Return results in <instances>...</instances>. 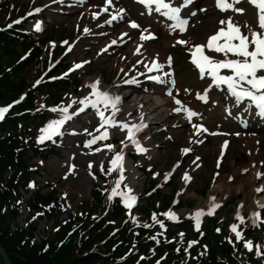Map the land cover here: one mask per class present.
I'll return each instance as SVG.
<instances>
[{"label": "rangeland", "instance_id": "1", "mask_svg": "<svg viewBox=\"0 0 264 264\" xmlns=\"http://www.w3.org/2000/svg\"><path fill=\"white\" fill-rule=\"evenodd\" d=\"M0 1L6 2L5 7L0 8V31H11L16 38L10 45L13 50L10 53L5 51L3 44L0 45V65L7 70L11 81L9 84L13 88L17 86L21 89L11 97L0 99V108H8L4 116L10 112H20V106L30 96L37 106L32 109L31 118L21 124L19 132L23 141L20 144L29 148L32 140L33 144L41 140L42 128L53 120L62 119L63 114L60 111L53 112L51 109L68 108L67 115L71 116L59 129L61 135L53 136L51 140L44 139L46 145L54 147L56 151L46 159L36 157L29 160L37 169L32 175V184L42 187L44 191L55 188L56 195L62 201L65 212L60 215L59 220H63L68 214L80 213L83 209L86 213L84 218L96 221L98 216L112 212L109 200L114 199L123 208L122 220L112 219L114 222H122L131 230L139 225H147L145 227L150 234L159 238L161 235L166 236L168 232L167 221L170 218L164 215L165 213H174L177 218L188 217L195 226L194 213L198 210L207 213L210 198L214 197V202L220 207L216 208L212 215L205 214L200 217L199 228L208 218H215L217 228L224 231V239L232 246L230 253L234 264H264V255H257L256 248L259 246L260 252L264 253V223L258 221L259 226L253 224V213L259 212L261 220H264V208L260 207L264 205V199L261 200L264 191H257L264 188L260 186L264 182V129L232 128L227 122V117L231 112L237 114L232 105L238 104L228 99H220V95L216 93L218 88L214 86L207 95V89L203 88V85H208L212 77H197L191 64V56L187 53L195 45L205 44L209 34L215 32L218 27H225L219 24L221 19L230 18L234 24L241 27L242 33L249 36V27L253 31H260L257 9L254 6L242 0L236 7L244 8L243 13L234 10L221 12L215 7L214 0H199L198 5L204 6L206 11H200V7H197V14L187 23V30L180 33L178 28L173 27L174 20L162 15L154 16L153 13L149 15L147 9L137 5L135 0H116L117 2L112 3L111 7H108L109 10L103 13L99 8V5H102L101 0H84L83 2L88 1V4L85 3L81 9L76 8L75 4L72 5V0ZM168 2L175 7L180 4L176 0ZM37 8L41 9L38 13L35 11ZM115 11L118 18L112 20V13ZM94 13L97 14L95 17ZM132 20L137 21L140 27L150 26L149 30L155 33V38L147 40L143 47H136L131 38L135 37L137 30L129 28V22ZM37 23L41 26L40 30L36 29ZM85 28L89 31L85 32ZM123 30L129 31V34L125 36L124 42L119 43L117 37ZM171 30L178 31L179 38L187 40L188 44L174 41L177 36ZM23 42L25 44H22ZM169 48L174 56L176 82L175 85L169 86V90L172 95H176L179 89L186 90L187 104L198 113L193 120H204L208 125V132L197 133V129L191 128L187 122L173 127L172 124L180 123L181 119L172 113H165L162 122L149 124L156 126L157 130L151 136L144 130L141 132L139 138L151 152L140 153L131 145V141L126 144L127 129L120 130V125L133 116L131 110L128 113L119 110L114 117L117 126L105 125L103 128L100 127L97 110L91 105L82 112H76L82 106L80 101L92 94L90 84L86 80L88 76L99 75V90L102 91L107 92L106 87H112L115 83L122 85V89L127 92L122 102L127 103L133 90L125 81H130L129 75L135 72L133 66L140 63L144 67L148 60L157 58L156 56L164 61L169 55ZM154 50L158 55H155ZM205 51L217 61L236 58L231 55L225 57L223 53H214L208 49ZM123 63L131 70L129 74L121 70ZM76 65L81 67L77 68ZM18 66L22 69L16 72L15 68ZM56 83L58 85H55ZM10 91L13 93L15 90ZM197 94H206V102L198 99ZM179 96L183 98L182 95ZM173 104L171 100L167 102L170 108ZM97 108L104 111L106 117L112 115L111 108L105 110L103 103L97 104ZM105 130L109 132L107 139H96L95 143L87 146L93 137H99ZM242 135L253 140L248 144ZM222 136L224 142H228L223 151L224 142L220 143ZM255 140L258 143L255 144ZM108 145L112 148L109 149ZM184 149L189 151L184 153ZM117 153L122 154L121 163L124 169V180L117 191L136 197L131 209L125 206L123 195H112L120 172L117 169L109 174L108 169L112 167L111 161ZM218 155L223 157L221 161L216 159ZM258 159L263 161L260 166L262 175L253 183L255 191L250 197L246 194L247 189L241 188L238 183H235V188L228 193L218 188L214 196L210 195L212 189L218 187L217 180L220 176L235 180L232 172L236 166L246 165L250 160ZM231 160L233 164L229 162ZM185 174L191 179L186 181ZM128 179H133V182L130 184ZM107 183L108 185L100 191V200L91 196L95 185L102 187ZM238 212L244 218L243 223L237 219ZM27 215L24 203L19 218L20 224L25 223ZM53 224L52 220L45 218L38 220L37 237L46 227L52 228ZM232 225L238 226L237 230L242 234L241 240L236 239V234L231 230ZM108 231L110 232V229ZM174 241L186 251V256L180 257L177 263L198 264L204 251L201 250L192 258L190 248L196 241L184 231H180ZM247 241L252 242V251L244 246ZM94 247L98 249L97 246Z\"/></svg>", "mask_w": 264, "mask_h": 264}, {"label": "trees", "instance_id": "2", "mask_svg": "<svg viewBox=\"0 0 264 264\" xmlns=\"http://www.w3.org/2000/svg\"><path fill=\"white\" fill-rule=\"evenodd\" d=\"M5 3L0 1V8L5 7ZM15 39L11 31H0V45H4L5 51H13L10 45ZM20 69L22 67L18 66L15 71ZM9 83L7 70L0 65V99L21 90ZM20 107V112H10L0 122V243L11 264H183L177 261L186 251L174 241L180 231L196 241L190 248L192 258L204 251L198 264L235 263L224 231L217 228L216 219L212 217L199 230L188 217L168 219V232L159 238L153 237L143 225L131 230L122 222H114L112 219L122 220L123 211L122 205L114 199L109 200L112 212L98 216L96 221L84 218L83 209L59 220L65 212L62 201L55 188L44 191L32 184V175L37 169L29 162L36 157L46 159L56 149L47 146L44 140L34 144L32 140L29 148L20 144L23 141L19 132L21 124L31 118L30 113L37 106L30 96ZM107 185H95L91 196L100 200V191ZM24 203L28 215L25 223L20 224ZM42 218L54 224L37 237L38 220ZM0 264H4L1 254Z\"/></svg>", "mask_w": 264, "mask_h": 264}, {"label": "snow or ice", "instance_id": "3", "mask_svg": "<svg viewBox=\"0 0 264 264\" xmlns=\"http://www.w3.org/2000/svg\"><path fill=\"white\" fill-rule=\"evenodd\" d=\"M137 3L144 5L147 9L149 15L152 14L153 11L159 13L162 16L168 17L171 20L176 21V24L173 26L174 28H179L180 31H184L186 29L187 21L180 18L181 7H174L168 0H136ZM194 0H183L182 7H187L192 4ZM246 2L257 9V24L260 31H253L249 27L250 36L242 33L241 27L237 24H234L232 20L229 18L227 20L221 19L219 21L220 25H224L225 27H220L214 34L210 35L207 38V42L201 45H195L191 52V63L199 70V74L201 78H204L207 73L212 77L213 84L226 85L229 93L235 97L236 103L239 104L244 100L250 101L252 104L259 109L261 115H264V0H246ZM242 0H215V7L220 11H228L234 10L239 13H243L245 11L242 7H236V5H240ZM112 5V0H106L105 7L103 11H107L108 7ZM35 11L38 13L41 9L37 8ZM123 12V10H120ZM200 11H206V9H200ZM195 12H192V15H195ZM31 15V13H30ZM94 17L97 14H93ZM117 16H112V20H116ZM122 18V17H121ZM19 22V21H17ZM107 23H111V21H107ZM248 27L247 25H245ZM40 24H36V29L40 30ZM130 27L136 29L140 26L136 22H131ZM85 32H88L89 29L85 28ZM125 35H127L125 33ZM155 37L152 34L144 35L141 34V40H150ZM221 41H223L221 43ZM112 43H115L113 41ZM179 44H186L187 41L179 40L177 41ZM205 49H208L214 53H223L225 57L231 55L232 57H236L235 59H223V60H214L211 56L205 54ZM139 49H137V52ZM169 65L171 64V57L168 58ZM77 68L81 67V65H76ZM163 65L153 62L149 71L160 70ZM221 70H228L231 74L221 75ZM167 75V73H165ZM152 80H158L159 77H149ZM126 83H135V80L125 81ZM39 83V82H37ZM174 83V81H173ZM100 81L89 85L92 89L93 95L96 97L95 100H89L85 97L80 101L81 105H91L93 109L97 110V114L100 117V127L103 128L105 125L115 127L117 126V122L114 120L116 113L120 110L118 105L121 102L120 96H112L106 91H100L98 85ZM171 96L172 93L169 92ZM197 98L204 100L206 102V94L200 95L197 94ZM174 102L180 107L174 109L175 112L179 113L184 111L186 113V118L191 121L193 117L197 116L198 113L184 107L181 104V101L175 99ZM103 103L105 110L109 107L112 110V115L106 117L104 115V111H100L97 108V104ZM8 111V108H0V120L4 118V114ZM51 111L56 112L60 111L63 114L62 119L53 120L40 131L42 136L41 140L49 139L51 140L53 136L61 135L59 129L63 126V124L71 119L70 115H67L68 108L56 109L53 108ZM84 111V107L78 109V112ZM78 114V113H77ZM146 125H132L131 127L127 123H123L120 125L121 130L127 129V138L132 141L133 144L137 145L139 151L143 152L145 149L140 148L139 144L135 140V134L142 130ZM197 129V133L200 131H207L206 128H203L202 125H193ZM99 131V128L97 129ZM212 135H216V133H212ZM239 135V133H237ZM108 138V132L105 130L99 137H96L94 140L89 141L87 146H91V144L95 143L96 139L104 140ZM202 142V141H201ZM228 142L225 141L223 148H227ZM109 149L112 148L111 145L107 146ZM189 149H184L183 152L187 153ZM123 157L122 154L117 153L115 158L111 161L112 167L108 169V173L115 170H119L120 177L116 181V187L112 189V195H123L125 206L131 209V207L136 202V197L133 195H127L125 193H118L117 189L120 187L121 182L124 180L123 176V165L121 163ZM246 171V170H245ZM262 175L261 173H257L259 177ZM184 179L190 180L191 178L185 174ZM32 187L33 185H29ZM257 191H264V188L257 189ZM112 197L110 196L109 199ZM211 202L209 204V211L205 213L203 210H198L194 213L193 219L195 220V226L197 230H199L200 225V217L203 215H212L216 208L220 207L219 204H216L215 198H210ZM260 207L264 208V205ZM164 215L168 216L170 219L175 218L174 213H165ZM253 224L264 223V220H261V214L259 212L253 213ZM155 219V215L153 216ZM237 219L243 223L244 218L240 216L239 212L237 213ZM147 227V225H145ZM163 223H161V227H163ZM237 225H232L231 230L236 234V239L241 240L242 234L237 230ZM219 231V230H217ZM182 235V234H181ZM195 243V242H190ZM244 246L249 250H253V245L251 241L245 242ZM257 248V255H264V253L260 252L259 246Z\"/></svg>", "mask_w": 264, "mask_h": 264}, {"label": "bare ground", "instance_id": "4", "mask_svg": "<svg viewBox=\"0 0 264 264\" xmlns=\"http://www.w3.org/2000/svg\"><path fill=\"white\" fill-rule=\"evenodd\" d=\"M155 51L156 50H154L153 52H155ZM155 55H158V54L156 53ZM156 57H158V56H156ZM121 70L125 74H127V73L129 74L130 71H131L129 69V67L126 64H124V63L121 64ZM86 80H87V83H89L90 85L92 83L96 82L97 80H99L100 83H101L99 75H91V77L88 76ZM130 80H135V83H132V85H131L133 92L131 94H130V92L128 93V94H130V96H129L130 98H128L129 100H128L127 103H123L122 102V99L124 97H126L125 95H127V92L122 89L123 88L122 85H120L118 83H115V84L111 85L112 87L107 86V89H108L110 95H112V96H117V95L120 96L122 104L120 102V104L118 105V108L120 110H123L124 112H127V113L130 110L136 109L137 111L140 112L139 116L141 115V117L145 118V120L152 121V122H157V121L158 122H162L165 119V113H167L169 111V109H165V107H164V104L166 102V98L165 97H155V96L150 95V94L140 93V91H138L139 90L138 88H140V85L138 87V84H139V82L141 80V77H140L138 72H136L135 75L130 76ZM99 85H98V88H99ZM135 90H137V92H135ZM93 97H94V95L92 93L91 96H89L88 99H91ZM170 111H174V109H171ZM130 123H132V120H131V122H128L127 124H130ZM120 130H121V128H120ZM241 137L247 139V137L244 136V135H242ZM252 140H253V138H248L246 140V142L248 144H250ZM129 142H130V140H128L126 143H129ZM222 142H224V137L223 136L220 138V143H222ZM254 142H255V144L258 143L257 140H255ZM221 160L222 159H220L219 161H221ZM229 162L231 164H233L232 160L229 161ZM262 163H263L262 159H258L257 161L250 160L246 165H238V166H236L234 171L232 172V174H234L235 180L231 181V179H228L227 177L225 178V176H220L219 179L217 180V186L218 187H214L212 189V193L210 195L214 196L215 192L217 191L218 188H221L222 190H224V193H228V192L232 191L235 188L234 187L235 183H238L241 188L247 189V193L246 194H247V196L250 197L251 193L255 191V187L253 188L252 185H253V183L255 182V180L258 177L257 173L261 172L260 171V166H261ZM129 167H130V165H129ZM241 172H243V173L241 174ZM128 181L131 184L133 182V179H128ZM260 186L264 187V182ZM211 198H213V197H211ZM262 199H264V196L261 198V200Z\"/></svg>", "mask_w": 264, "mask_h": 264}, {"label": "water", "instance_id": "5", "mask_svg": "<svg viewBox=\"0 0 264 264\" xmlns=\"http://www.w3.org/2000/svg\"><path fill=\"white\" fill-rule=\"evenodd\" d=\"M228 248L231 249L232 246L229 244ZM0 254H1L2 258H3L4 264H11V262H10V260L8 258V255H7L6 251L4 250L3 246L1 245V243H0Z\"/></svg>", "mask_w": 264, "mask_h": 264}]
</instances>
